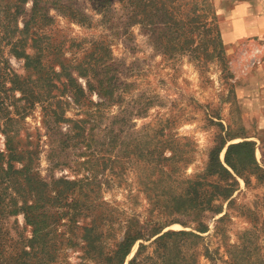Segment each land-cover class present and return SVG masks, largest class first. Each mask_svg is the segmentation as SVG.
<instances>
[{
    "label": "rangeland",
    "instance_id": "rangeland-1",
    "mask_svg": "<svg viewBox=\"0 0 264 264\" xmlns=\"http://www.w3.org/2000/svg\"><path fill=\"white\" fill-rule=\"evenodd\" d=\"M241 1L199 0L213 31L188 44H170L167 31L161 44L127 21L121 0H40L34 15L32 0H0V167L28 163L48 183L51 264H120L126 234L137 239L121 264L136 254V264H264V177L246 184L231 171L227 197L189 185L226 183L206 171L222 142L220 161L245 139L264 168V35L242 31L257 22L240 15ZM8 222L21 230L23 214ZM82 226L93 228L90 244ZM168 230L199 237H158Z\"/></svg>",
    "mask_w": 264,
    "mask_h": 264
},
{
    "label": "trees",
    "instance_id": "trees-1",
    "mask_svg": "<svg viewBox=\"0 0 264 264\" xmlns=\"http://www.w3.org/2000/svg\"><path fill=\"white\" fill-rule=\"evenodd\" d=\"M126 9L129 11L127 21L130 23L144 24V26L151 27L153 33L157 32L156 41L161 44L163 34L167 31L173 32V41L170 44H188L193 40L192 34L197 32V35L203 34L202 29L206 27V31L212 32L215 26L214 16L213 21L209 19V22L205 25L206 21L203 18L207 17L206 2L203 7L199 6V0H121ZM205 1V0H201ZM40 0H32V14H36L40 9ZM203 9V10H202ZM205 15V16H204ZM216 27V26H215ZM202 28V29H201ZM28 22L24 23L23 33L28 34ZM191 34V35H190ZM183 38L184 40H181ZM213 44H219L218 32L216 30L215 38L210 41ZM62 68V67H61ZM65 72V75L69 77V73ZM105 84H109L106 80ZM90 85V84H89ZM222 142L214 146L209 152V158L206 171L210 175H216L221 181L226 182L223 186L219 183L212 184L210 182H190L189 185L195 189L197 185L204 186L207 184L209 187L214 188L222 193L224 197L229 196L231 189L236 182L234 172L237 176L241 177L246 184L249 183V176L254 174L256 178L264 177V168H262L254 157L253 142L250 140H242L239 142L230 143L226 146L223 161L219 159V152L225 146ZM7 150L9 153L13 149L9 146V142L6 141ZM1 156V155H0ZM1 161L6 166L0 167V178H6L9 182L13 183L12 191H8V188L0 189V264H51L56 256L57 250L55 243L57 240L49 241L46 238L47 232V219L54 215L50 213V209L47 207V200L52 199L46 192L48 189V183L42 180H36L32 177L30 165L28 163H22L20 169H16L12 161ZM232 171V172H231ZM228 181H232L231 183ZM57 182H64L68 184V181L59 179ZM75 183H72V186ZM67 189L68 186L64 185ZM69 191V190H68ZM73 191V189H72ZM62 191H57V196ZM28 195L33 199L31 204H28L27 197L24 196L23 204L18 205L17 198L22 195ZM56 198V197H54ZM68 206H72L68 204ZM219 212V208L214 210ZM23 214V228L19 230L16 225L15 228L9 225L8 218L15 216L17 213ZM30 228V237H26L23 234L24 228ZM91 226L81 227V238L88 244L91 243ZM201 232L205 231V228H199ZM177 235H198L179 230L178 232L168 230L162 233L160 238H166L168 236ZM137 239L136 236L124 237L123 243L119 245L117 254L119 256L120 264L124 261L125 257L129 253V249ZM176 239L173 240L174 245ZM141 244L138 249H140ZM162 248L164 245L161 246ZM177 257V256H176ZM178 258V257H177ZM235 264H241L240 259L236 256H232ZM137 254L131 258L127 264H136ZM165 264H168V260Z\"/></svg>",
    "mask_w": 264,
    "mask_h": 264
},
{
    "label": "crops",
    "instance_id": "crops-1",
    "mask_svg": "<svg viewBox=\"0 0 264 264\" xmlns=\"http://www.w3.org/2000/svg\"><path fill=\"white\" fill-rule=\"evenodd\" d=\"M242 3L239 6L240 15L243 17H250L255 16L256 17V24L247 23L245 26L242 27V31L255 29L256 33L264 35V15L260 14L263 10L262 6L264 3V0H258L257 3L254 2L252 4L249 0H243ZM263 13V12H262ZM252 31V30H250ZM247 32V31H246Z\"/></svg>",
    "mask_w": 264,
    "mask_h": 264
}]
</instances>
